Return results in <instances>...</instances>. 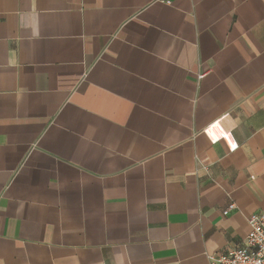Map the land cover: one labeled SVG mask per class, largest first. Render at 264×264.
Here are the masks:
<instances>
[{
    "label": "crops",
    "instance_id": "crops-1",
    "mask_svg": "<svg viewBox=\"0 0 264 264\" xmlns=\"http://www.w3.org/2000/svg\"><path fill=\"white\" fill-rule=\"evenodd\" d=\"M259 213L264 0H0V264H208Z\"/></svg>",
    "mask_w": 264,
    "mask_h": 264
},
{
    "label": "built area",
    "instance_id": "built-area-1",
    "mask_svg": "<svg viewBox=\"0 0 264 264\" xmlns=\"http://www.w3.org/2000/svg\"><path fill=\"white\" fill-rule=\"evenodd\" d=\"M247 225L249 231L242 246L208 256V264H264V214L249 216Z\"/></svg>",
    "mask_w": 264,
    "mask_h": 264
}]
</instances>
